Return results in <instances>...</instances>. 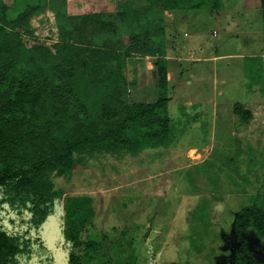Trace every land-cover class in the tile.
Returning <instances> with one entry per match:
<instances>
[{
  "label": "rangeland",
  "instance_id": "obj_1",
  "mask_svg": "<svg viewBox=\"0 0 264 264\" xmlns=\"http://www.w3.org/2000/svg\"><path fill=\"white\" fill-rule=\"evenodd\" d=\"M3 1L12 6L14 0ZM67 1L71 15L120 13L122 3L142 11L148 4ZM259 4L224 0L221 6L176 11V17L164 10L162 39L175 140L168 148L137 156L114 150L84 154L70 180L56 179L66 193L44 229L55 264H70V252L62 250L68 195L87 200L90 217L84 238L101 247L91 254L90 264H232L239 244L233 228L237 216L255 203L264 207V31ZM122 23L127 35L134 33L136 22L123 18ZM29 27L33 36L22 37L28 47H53L62 39V28L49 9L33 16ZM83 30L87 42L101 41L100 35L93 39L90 28ZM121 39L113 38V32L107 38L116 47L126 46ZM191 56L194 61L188 60ZM130 66L141 74L143 69L154 86L152 57L141 61L137 56ZM135 92L131 101L143 94L141 85ZM237 105L251 112L250 120L235 113ZM246 236L262 259L264 242L252 228ZM77 250L73 252L81 255Z\"/></svg>",
  "mask_w": 264,
  "mask_h": 264
},
{
  "label": "trees",
  "instance_id": "obj_2",
  "mask_svg": "<svg viewBox=\"0 0 264 264\" xmlns=\"http://www.w3.org/2000/svg\"><path fill=\"white\" fill-rule=\"evenodd\" d=\"M221 4L224 0H148L142 11L122 3L120 13L71 15L67 0H14L12 6L0 0V264H55L44 229L66 193L56 179L70 180L80 156L111 150L137 156L170 147L175 127L164 10ZM259 5L264 31V0ZM46 9L54 12L62 39L53 47H28L22 37L34 34L30 19ZM123 18L136 22L134 33L124 32ZM84 28L101 41L87 42ZM111 32L113 38L122 35L126 46L108 41ZM137 56L153 58L154 86L143 69L141 74L130 66ZM140 85L143 94L131 101ZM234 111L244 121L251 118L240 105ZM65 199L62 250L70 252V264H90L101 247L84 238L87 200ZM233 228L239 244L232 264H264L246 236L252 228L264 242V207L243 208Z\"/></svg>",
  "mask_w": 264,
  "mask_h": 264
},
{
  "label": "crops",
  "instance_id": "obj_3",
  "mask_svg": "<svg viewBox=\"0 0 264 264\" xmlns=\"http://www.w3.org/2000/svg\"><path fill=\"white\" fill-rule=\"evenodd\" d=\"M172 15V17H176L178 14H175V12L173 11L172 13H171ZM179 15H181V14H179ZM193 16V15H192ZM192 16L190 17L191 19H192ZM172 21H173V19H172ZM188 21V20H187ZM186 21V22H187ZM216 58H217V56H215V57H213L212 59H213V61L214 60H216ZM170 61L172 60V58L170 57V58H168ZM194 59V57L193 56H191V58H189L188 60H191V61H194L193 60ZM198 60H199V58H197ZM197 61V60H196ZM170 73V71H168V74Z\"/></svg>",
  "mask_w": 264,
  "mask_h": 264
}]
</instances>
